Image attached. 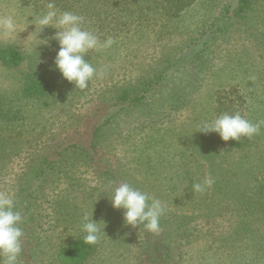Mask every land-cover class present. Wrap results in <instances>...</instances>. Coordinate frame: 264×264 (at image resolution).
I'll return each mask as SVG.
<instances>
[{
    "label": "trees",
    "instance_id": "1",
    "mask_svg": "<svg viewBox=\"0 0 264 264\" xmlns=\"http://www.w3.org/2000/svg\"><path fill=\"white\" fill-rule=\"evenodd\" d=\"M23 1L25 4L34 2ZM44 1L41 7H46L49 2ZM197 1L54 0L58 14L69 11L81 15L84 17L82 26L93 31L101 41L112 37L114 43L110 49L133 44L134 37L137 41L143 38L153 15L158 16L157 23L161 21L166 24L169 20L180 18ZM223 1L220 17L232 20L233 14L240 16L236 22L240 25L245 24L243 19L254 9L256 2L237 0L233 7L230 0ZM34 3L39 6L38 0ZM232 25L228 23L226 28ZM209 26L214 27L212 23ZM208 30L212 32L210 28ZM209 34L205 37L198 32L188 40L187 45L192 49L198 42L206 48L215 32ZM177 52V48L167 51L165 48L161 52L162 60L155 61L152 68H146L137 78H131L130 83L106 87L96 99L97 106L83 118V124L74 129L73 139L63 143H54V139L44 147L40 155H33L28 170L22 175L23 183L17 184L20 201L16 204V210L21 213L20 227L24 233L21 264H89L91 261L90 264H102L98 255L106 238L101 237L95 245L83 243L84 234L80 231V223L82 216L87 213L82 209V202L76 201L73 194L84 186L86 179L82 181V176L85 174L90 175L92 182L103 184L109 195L112 188L128 182L165 203L166 210L160 218L158 233L148 232L143 226L137 227L141 242L139 264H187V254L178 252L172 244L180 246L177 240L186 236H189L186 244L197 240L203 231L193 233L188 226L199 217H204L207 223V219L217 214H228L229 219H233L237 225L228 237L236 234L237 230L247 233L245 230L251 226L250 222L245 221L247 218L261 220L264 226V200L261 202L264 199L263 190L258 189L253 194L255 199H259V204L248 206L244 189L230 184L231 173L235 175V165L231 164L225 167L227 170L215 173L209 170L207 176L214 180L213 185L203 193H194L193 184L202 182L205 176L196 171L199 168L195 166L196 160L190 161L187 155V152L203 156L211 154L209 159H214L217 154L215 149L218 150L220 145L238 150L244 147L243 140L246 138L225 142L216 133H209L205 137L196 131L200 123L224 112L232 114L238 111L249 119L247 111L255 84L244 77L236 84L219 83L218 77H215L214 85L217 89L203 97L197 90L200 91L208 83L209 77L196 88L184 77L173 76L180 67L181 56ZM261 56L264 60V53ZM22 59L23 55L16 47H0L2 64L13 67ZM46 91L50 92L49 87L38 90L37 97H44ZM23 92L29 95L34 93L30 86H26ZM189 109L192 112H185L186 118L174 128L173 115L178 110ZM226 171L229 175L226 174L225 179L222 172ZM137 173L141 177L136 179ZM48 193L52 196L49 201L52 204V227L61 226L64 238L52 246L51 260L47 263L41 257L39 231L48 217L42 207V204L48 203ZM239 202L241 207H236ZM95 205L99 204L92 203L88 212ZM104 219H108L105 225L101 223ZM93 220L101 221L100 226L102 229L105 226L104 231L110 229L112 224V219L103 218L101 214L93 216ZM248 232L251 239L262 240L264 245V229ZM105 234L102 232L101 236L106 237ZM113 243L115 247L118 246L117 241ZM257 249L252 251L245 249L242 244H234V248L231 246L226 252L220 253L219 257H214L215 262L264 264V254ZM204 264H214L213 259L206 257Z\"/></svg>",
    "mask_w": 264,
    "mask_h": 264
},
{
    "label": "rangeland",
    "instance_id": "2",
    "mask_svg": "<svg viewBox=\"0 0 264 264\" xmlns=\"http://www.w3.org/2000/svg\"><path fill=\"white\" fill-rule=\"evenodd\" d=\"M34 2L25 4L23 0H0V16L11 14L17 21V33L14 37L9 39L0 31V47H16L23 55L21 62L13 67L0 62V191L14 194L16 204L20 201L17 184L23 183L22 175L28 170L33 155H40L44 147L54 139V143H63L72 138L74 129L81 126L85 121L83 118L97 106L96 99L106 87L130 83L131 78H137L143 70L152 68L155 61L162 60L161 52L165 48L166 51L177 48V55L181 56L180 67L173 73L174 77H184L187 82L196 85V88L202 80L209 77L208 83L200 91L197 90L203 97L217 89L214 85L215 77H218L219 83L236 84L241 82V77L253 81L255 90L250 94L248 117L252 123L264 121V60L261 56L264 53V0H256L254 9L247 13L246 19H243L245 24L241 25L236 23L240 16L233 14L232 20L220 17L223 0H198L180 18L169 20L166 24L161 21L157 23L158 16L153 15L144 37L138 41L134 37L133 44L87 54L85 59L98 71L103 70V75L90 81L85 90L75 89L73 84L63 80L60 73L54 70L53 60L59 50L57 41L52 38L56 29L46 27L39 33L40 29H35L29 23L33 19L28 17L29 14L42 15L47 11L45 6L41 7L42 0H38L39 6ZM236 2L237 0H230L233 7ZM211 23L214 27L209 26ZM228 23L233 25L226 28ZM198 32L205 37L215 32V36L210 39L206 48L197 42L191 49L187 42ZM26 86H30L34 93L24 94ZM48 87L49 93L46 91L44 97H37L38 90ZM191 110H178L173 115L174 128L186 118L185 112ZM208 135L210 134H204L205 137ZM243 142L241 150L220 145L218 150L215 149L217 154L214 159H209L211 154L203 156L187 152V155L190 161L196 160L195 166H199L196 171L204 176L208 175L209 170L215 173L227 170V165L234 164L235 175L231 173L230 184L244 189L247 205L251 207L259 204V199H255L253 195L255 191H264V126L258 135L246 138ZM226 174L227 171L222 172L225 179ZM85 175L82 176V181L86 179L84 186L80 191L77 189L73 192L75 200L82 202V209L87 214L90 213L89 217L93 213L94 217L101 214L103 218L112 219L110 229L105 230L106 237L101 236L106 241L101 248L102 253L100 251L98 255L100 262L139 264L141 242L137 228L123 224V210L111 207L106 196L109 195L107 188L103 184L92 182L90 175ZM140 177L139 173L135 174L136 179ZM51 199V193H48V203L42 204L48 217L39 231V244H42L39 249L41 257L47 263L51 260L52 246L64 238L61 226L52 227ZM262 200L264 199L261 202ZM94 202L99 205L88 212ZM240 203L236 207H241ZM207 220L205 223L204 217H199L188 226L190 232L203 231L197 240L186 244L189 237L186 236L177 240L180 246L172 244L178 252L187 254V264H204L206 257L218 264L219 261L215 262L214 257H219L220 253L226 252L231 246L234 248V244H242L245 249L252 251L259 248L264 254L262 240L251 239L248 232L264 229L261 220H253L252 217L245 219L251 225L250 229H244L247 233L237 230L230 237L229 233L237 225L233 219H229L228 214H217ZM103 222L108 223V219L101 223ZM113 241L118 242L117 247L113 245ZM205 248L207 251H204ZM213 250L217 252H212Z\"/></svg>",
    "mask_w": 264,
    "mask_h": 264
},
{
    "label": "clouds",
    "instance_id": "3",
    "mask_svg": "<svg viewBox=\"0 0 264 264\" xmlns=\"http://www.w3.org/2000/svg\"><path fill=\"white\" fill-rule=\"evenodd\" d=\"M47 11L42 15L29 14L33 19L29 22L38 27L41 33L46 27L56 29L52 37L58 43L59 50L53 60L54 70L58 71L61 78L74 85L75 89L85 90L89 82L103 75V70L86 60L90 52H98L110 48L114 39L107 37L101 41L93 31L87 30L82 25L84 17L73 12L65 11L58 14L54 0H49ZM0 31L7 38H12L17 33V21L14 15L0 16ZM264 121L252 123L240 112H224L211 120H205L197 127L196 132L202 134L216 133L222 141H240L241 138L251 139L258 135ZM214 180L205 176L202 182L193 184L194 193H203L211 188ZM111 207L123 210V224L137 228H143L151 233L160 231V218L166 210L165 203L159 198L149 195L133 187L128 182H122L111 189L110 195H106ZM21 213L16 210L14 194L0 191V264H21L22 237L24 235L20 227ZM101 222V221H100ZM100 222L93 220L88 214L81 218L80 231L83 235V243L95 245L101 239L104 228ZM105 225V222H103Z\"/></svg>",
    "mask_w": 264,
    "mask_h": 264
}]
</instances>
